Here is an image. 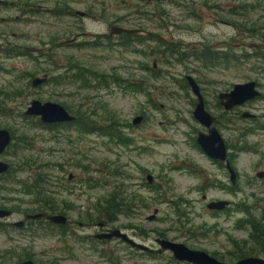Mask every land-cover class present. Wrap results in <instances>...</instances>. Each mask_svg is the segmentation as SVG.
Returning <instances> with one entry per match:
<instances>
[{
  "label": "rangeland",
  "instance_id": "1",
  "mask_svg": "<svg viewBox=\"0 0 264 264\" xmlns=\"http://www.w3.org/2000/svg\"><path fill=\"white\" fill-rule=\"evenodd\" d=\"M2 1L0 128L16 138L1 157L11 172L0 182V204L38 208L29 191L46 174L47 200L72 221L36 232L0 225V252L7 259L34 253L41 264H191L171 251L149 254L121 240L99 241L93 237L98 228L79 226L97 223L99 204L115 192L129 196V215L110 226L151 248L165 238L226 262L239 260L234 253L241 248L264 257L263 245L252 241L250 226L241 221L264 213V181L256 176L264 154V99L250 102L257 121L235 115L239 128L252 126L245 137L239 128L219 127L235 150L240 179L232 185L197 143L206 128L194 117L198 99L186 79L197 80L215 116L222 114L219 94L237 83L257 80L264 93V0H67L91 16L59 20L43 7L55 0L31 1L41 7L35 14L20 10L30 0ZM114 25L138 30L143 42L124 46L111 35ZM71 29L66 41L64 32ZM202 54L212 61L197 58ZM76 70L86 79H71ZM44 75L47 82L33 86ZM33 99L59 102L74 115L86 112L83 120L117 127L129 143L76 126L45 128L39 117L25 115ZM138 115L145 119L134 125ZM215 199L233 204L216 213L207 207Z\"/></svg>",
  "mask_w": 264,
  "mask_h": 264
},
{
  "label": "water",
  "instance_id": "2",
  "mask_svg": "<svg viewBox=\"0 0 264 264\" xmlns=\"http://www.w3.org/2000/svg\"><path fill=\"white\" fill-rule=\"evenodd\" d=\"M82 14H84L82 12ZM112 35H122L124 33L134 34L137 33L136 29H129L125 27H121L119 25H114L110 30ZM48 75H44V77H36L33 80V86L37 87L48 80ZM189 86L191 87L193 93L196 95L198 102L196 104L194 110L195 118L207 128V132H200L197 138V142L201 149L207 154L209 157L219 160L226 161L228 169L231 172V178L234 180L236 172L231 167L230 162L227 161L228 157V147L226 145L225 139L223 138L221 132L218 130L216 126V118L212 115L206 108L205 98L201 87L197 80L191 76L187 75L186 77ZM261 95V92L257 89V82L254 80L237 83L234 85L232 90L228 92H221L219 94V99L221 105L226 110H231L236 106H241L245 102L249 100L256 99ZM2 106V101L0 98V107ZM26 115L30 116H38L41 121L47 124H56V123H65L72 122L77 117L72 114L65 105L55 102V101H42L40 99H33L27 110L25 111ZM245 117L254 116L252 113H244ZM145 119L144 115H138L133 119L134 125H139ZM13 142V133L7 128H0V180L2 175L7 173L11 169V164L8 161L3 160L1 157L6 152L7 148ZM259 177H264V171L258 173ZM147 178L150 182L153 181V176L151 174L147 175ZM231 205V201L223 199V200H212L208 203V208L211 210H224L227 206ZM12 212L7 209L0 208V218L8 217ZM157 213V211H155ZM46 213H31L27 215L28 218L36 220L45 216ZM155 214L150 216V219L155 218ZM47 220L51 221L53 224L61 226L66 225L69 222L68 216L65 214H47ZM82 225V223H80ZM99 225L103 226V222L99 223ZM114 237L122 239L125 243L131 244L134 248L153 251L151 247L146 244H143L131 236H129L126 232L122 231L120 228H112L108 232H104L96 236L98 239H112ZM157 243L159 244V251H171L176 260L181 262H188L191 264H264L263 257L257 256H247L241 258L235 262H226L220 260L214 255L209 254L203 250L193 249L187 246L184 243L168 240L165 238L157 239ZM16 264H37L33 260L21 261Z\"/></svg>",
  "mask_w": 264,
  "mask_h": 264
},
{
  "label": "flooded vegetation",
  "instance_id": "3",
  "mask_svg": "<svg viewBox=\"0 0 264 264\" xmlns=\"http://www.w3.org/2000/svg\"><path fill=\"white\" fill-rule=\"evenodd\" d=\"M31 1L33 2V0H30V1H25L24 3H23V5H21V4H19V7L21 8L20 10H21V12H24V13H32V14H35V13H40V11H41V7L40 6H38V5H35V7H34V4H31ZM48 2H50V0H47ZM77 1H79V0H77ZM4 1H2V0H0V4L1 3H3ZM54 6H51L50 8H47V5L46 6H43L44 7V10H45V12L49 15V18H56L57 20H59L60 18H69V17H72V18H78L79 16H82V17H90L91 16V14L90 13H84V14H82V12H80L77 8H71V6L69 5V1H67V0H55V3L53 4ZM25 6H27V8L25 7ZM28 19V21L29 20H31L32 18H27ZM113 27V26H112ZM111 27V28H112ZM72 33H75V29H71V30H67V31H65L64 32V37H65V39H66V41H70V39H69V35L70 34H72ZM139 33V31L137 32V33H134V34H138ZM124 34H126V33H124ZM124 34H122V35H114V36H120V37H122V36H124ZM112 35V34H111ZM113 36V35H112ZM104 37H108V35H105ZM248 81H251V80H248ZM254 81H256L257 82V89L261 92V95L259 96V97H257L256 99H258V98H263L264 99V93L262 92V88H261V84L257 81V80H254ZM247 82V81H246ZM0 98H2V96H1V94H0ZM256 99H253V100H256ZM253 100H249V101H247V102H245L244 104H242L241 106H236V107H234L233 109H231V110H226L222 105H221V102H220V99H219V102H220V105L222 106V114H221V116H215L214 114H212L208 109V111L212 114V115H214L215 116V118H216V126H217V128H218V130L220 131V129H219V127L221 128V127H227V128H229V130H230V127H233V129L234 128H239V126L238 125H241V124H239V122H238V124L237 125H235L236 123H235V115H237V114H240V116H241V118L242 119H244V120H248V121H251V122H254V121H257L258 120V118H259V116L258 115H256V114H254V113H252L251 111H250V102L251 101H253ZM205 103H206V101H205ZM197 104V103H196ZM195 107H196V105H195ZM207 108V107H206ZM245 109V108H249V110H240V109ZM69 110V109H68ZM195 110V109H194ZM239 110L241 111L240 113H239ZM70 111V110H69ZM246 112H248V113H252L254 116H252V117H245L244 116V113H246ZM193 114H194V111H193ZM230 114H234L233 115V117L231 118V116H230ZM26 115V114H25ZM26 116H28V115H26ZM30 116V115H29ZM76 116V115H75ZM36 117H38V116H36ZM77 117V116H76ZM195 117V116H194ZM39 119H40V117H39ZM77 119V118H76ZM75 119V120H76ZM75 120L74 121H72V122H65V123H56V124H47V123H44V122H42L41 121V119H40V124L42 125V126H44L45 128H50V129H52V128H54V126H59V125H65V126H70V123H74L75 122ZM144 121V120H143ZM253 124V123H252ZM51 126V127H50ZM204 126V125H203ZM238 126V127H237ZM205 127V126H204ZM206 128V127H205ZM253 129H254V127H253ZM255 129H256V126H255ZM235 130V129H234ZM11 131V130H10ZM208 130H207V128H206V132H207ZM238 136L239 137H241V138H243V137H245L249 132H251L252 131V126H250V125H247V126H245L244 124H242V128H239L238 130ZM12 132V131H11ZM200 132H203V133H206V132H204V131H199L198 132V135H199V133ZM221 132V131H220ZM222 134V133H221ZM223 136V135H222ZM197 138H198V136H197ZM224 138V137H223ZM225 139V138H224ZM13 141H14V135H13ZM225 142H226V145H227V147H228V157H227V161H229L230 162V165H231V167L235 170V172H236V177H235V179L233 180L232 178H231V172H230V170L228 169V166H227V162L226 161H219V160H216V159H213V158H211V157H209L207 154H206V156H208L210 159H211V161L212 162H214L215 164H218V165H220V167L226 172V175H228L229 176V180L232 182V185H236L237 183H238V181H239V177H240V175H239V173H238V170H237V168L235 167V160H236V157H235V150H233V152L230 150L231 149V144L230 143H228L227 142V140H225ZM241 142H242V140H241ZM13 143V142H12ZM198 143V142H197ZM11 146V145H10ZM9 146V147H10ZM8 147V148H9ZM7 148V149H8ZM244 147L242 146L241 148H240V150H242ZM260 156V158H259V161H258V166L256 167L257 169H258V171L256 172V176L260 179V180H262V181H264V177H259L258 176V173L259 172H261V171H264V154H260L259 155ZM9 172H11V169L7 172V173H5L4 175H6V174H8ZM4 175H2V177H1V180H2V178H3V176ZM148 175V174H147ZM147 175H146V177H147ZM227 176V177H228ZM74 179V176H73V174H69V180H73ZM148 179V178H147ZM1 180H0V182H1ZM148 181H149V179H148ZM150 182V181H149ZM154 182V178H153V181L152 182H150V183H153ZM113 195H115L116 197H118V198H123V199H127V198H129V196H125L124 194H121V195H119V194H117V192H115ZM204 199L206 200L207 198H205L204 197ZM215 200H223V199H215ZM227 200V199H226ZM230 201V200H229ZM233 204V202L231 201V205ZM0 205H2V207L0 206V208L1 209H7V210H10L12 213L8 216V217H5V218H0V225H2V226H6V228L7 229H17L19 232H25V231H32V232H36V230H45L46 229V231H50V230H52L53 229V223L51 222V221H49V220H47V218H46V215L47 214H63L62 212H53L51 209L53 208V204H52V201L50 200H48V203L45 205V207H46V209H44V207H38V208H36V209H25V208H20V207H16V208H10V207H8V206H6V205H4V204H0ZM231 205H229V206H227L224 210L226 211L227 210V208H229ZM30 210V211H29ZM224 210H212L213 212H216V213H220V212H222V211H224ZM58 211V210H57ZM40 212H44V213H46V215L45 216H43L42 218H40V219H36V220H33V219H30V218H28L27 217V215H29V214H31V213H40ZM15 215H19V217H18V220H10V218H14V216ZM69 219V218H68ZM3 220H5V221H3ZM103 222V226H101V225H99V223H102ZM116 222V221H115ZM72 223V221L69 219V222H68V224H66V225H61L62 227L64 226V227H68V225H70ZM80 223H82V225L80 224ZM113 223V222H112ZM91 225H93L95 228H98L99 230V232H97L96 234H94V238H96V236L97 235H99V234H102V233H104V232H108L109 230H111L112 228H117V227H114V226H110V224L109 223H107L106 221H97V223H91V222H79V226H81V227H86V226H91ZM112 225V224H111ZM122 230V229H121ZM123 231V230H122ZM125 232V231H124ZM127 233V232H126ZM128 234V233H127ZM129 235V234H128ZM130 236V235H129ZM133 238V237H132ZM96 239H98V238H96ZM159 239V238H158ZM99 241H105V240H107V239H98ZM109 240H121L122 242H124L122 239H120V238H117V237H114V238H112V239H109ZM156 242H157V240H156ZM261 242L262 243H264V240L263 239H261ZM125 243V242H124ZM142 243V242H141ZM126 244H128V243H126ZM143 244H145V243H143ZM158 244V243H157ZM131 248H133V249H137V250H139V251H142V252H146V253H149V254H160V253H163V252H165V251H159V244H158V248H153L152 247V249H153V251H147V250H142V249H138V248H134L131 244H128ZM147 245V244H146ZM149 246V245H148ZM150 247V246H149ZM13 254H15V252L13 253ZM13 254H11V255H13ZM35 256H36V254H31V253H26V255L23 257V256H20V257H18V258H14V259H12V260H10V257H8V259H7V257H5V254L3 253V252H0V264H16V263H18V262H21V261H26V260H33L34 262H36L37 264H41V263H39L36 259H35ZM23 257V258H22ZM264 258V257H263ZM178 261V260H177ZM181 262V261H180Z\"/></svg>",
  "mask_w": 264,
  "mask_h": 264
},
{
  "label": "trees",
  "instance_id": "4",
  "mask_svg": "<svg viewBox=\"0 0 264 264\" xmlns=\"http://www.w3.org/2000/svg\"><path fill=\"white\" fill-rule=\"evenodd\" d=\"M122 39V43L124 46H130L131 44L138 42V43H142L143 40L141 38L140 35L137 34H124V36L121 37ZM165 53L168 52V50H164ZM27 55V54H26ZM197 58L200 59H204L206 61L211 60L212 61V55L211 54H202L201 56H197ZM81 72H78L77 70L75 71V73L73 74V76H71V79H75V78H81V79H86L85 74H80ZM65 76L63 77V79L65 78L67 81H71V79L68 76V73L64 74ZM77 80V79H76ZM119 83V79L117 80ZM120 84V83H119ZM133 83H130V85H132ZM135 89L136 86H135ZM67 109L70 110V108L68 106H66ZM70 112L72 113V111L70 110ZM77 119L75 120L74 123H70V126H76L79 129H83L86 133H101L102 135H107L109 137H111L112 139H117L120 143H129V141L127 140V138H125L120 129L119 128H113V126H100L97 123V120L94 121H90V120H83V117H86V112H77ZM116 121L113 122V124H115ZM51 127V126H50ZM55 127V126H54ZM15 136H14V140H15ZM19 139V138H18ZM48 183V177L47 175H43L40 174L38 179L31 184L30 187V191L29 193H34L35 196L38 198L37 204L40 207H44V209H46L45 205L48 203V194H47V190H46V184ZM42 198V199H41ZM105 203V204H104ZM128 202L126 201V199L123 198H118L115 195H111L110 197L106 198L103 202V204H99L102 208H100L99 214L98 216H96V221H106L107 223L109 222H115L117 220L118 217H121L122 215H129V210H127V205ZM2 207V205H0ZM109 211L108 213V218L102 219L104 217V215L106 216L107 212L106 210ZM53 212H62L58 209V207L56 206L55 203H53V208L51 209ZM58 210V211H57ZM105 210V211H103ZM30 211V210H29ZM245 211L247 212V210L245 209ZM249 213V212H248ZM250 214V213H249ZM250 218H246L245 220H241L242 222L246 223V225L250 226L251 228V239L252 241L256 244V245H263L264 248V243L261 242V239L264 240V213L262 214V216L258 217V215H254V214H250L249 215ZM54 228L57 229V225H53ZM242 226V225H241ZM0 229L2 230V228L0 227ZM65 233V232H63ZM250 248L246 249V248H241L238 249L234 254L236 256V258L240 259L243 257H247L250 255H253L254 252L252 250H249Z\"/></svg>",
  "mask_w": 264,
  "mask_h": 264
}]
</instances>
